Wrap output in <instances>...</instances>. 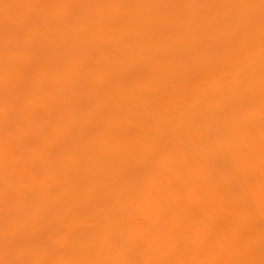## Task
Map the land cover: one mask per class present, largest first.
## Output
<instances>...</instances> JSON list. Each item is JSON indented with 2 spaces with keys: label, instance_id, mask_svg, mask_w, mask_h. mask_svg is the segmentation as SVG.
<instances>
[{
  "label": "bare ground",
  "instance_id": "obj_1",
  "mask_svg": "<svg viewBox=\"0 0 264 264\" xmlns=\"http://www.w3.org/2000/svg\"><path fill=\"white\" fill-rule=\"evenodd\" d=\"M0 264H264V0H0Z\"/></svg>",
  "mask_w": 264,
  "mask_h": 264
}]
</instances>
